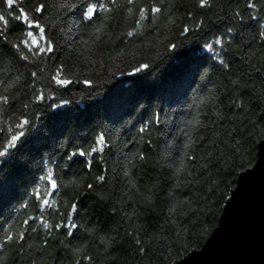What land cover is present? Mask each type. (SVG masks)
<instances>
[{
  "label": "trees",
  "instance_id": "obj_1",
  "mask_svg": "<svg viewBox=\"0 0 264 264\" xmlns=\"http://www.w3.org/2000/svg\"><path fill=\"white\" fill-rule=\"evenodd\" d=\"M90 4L107 10L87 21ZM20 9L55 51L14 48L40 40L17 19L0 40V264H173L201 248L264 136V0H0ZM100 134L92 168L68 159ZM71 204L79 228H56Z\"/></svg>",
  "mask_w": 264,
  "mask_h": 264
},
{
  "label": "water",
  "instance_id": "obj_2",
  "mask_svg": "<svg viewBox=\"0 0 264 264\" xmlns=\"http://www.w3.org/2000/svg\"><path fill=\"white\" fill-rule=\"evenodd\" d=\"M173 264H264V136L203 246Z\"/></svg>",
  "mask_w": 264,
  "mask_h": 264
},
{
  "label": "snow or ice",
  "instance_id": "obj_3",
  "mask_svg": "<svg viewBox=\"0 0 264 264\" xmlns=\"http://www.w3.org/2000/svg\"><path fill=\"white\" fill-rule=\"evenodd\" d=\"M129 3H133L134 0H128ZM3 3L6 4L7 9L12 10L14 9L18 3L19 0H3ZM209 4V0H200V6L201 7H205ZM250 7H255V3H252L249 5ZM46 3H40L35 9V13H39V14H43L44 11L46 10ZM101 10H107L105 9V6L103 4H90L85 12H84V19H86L87 21H93V19L97 16V14L101 11ZM161 12V8L159 7H152L150 9H140L139 10V15H140V20H144L148 17L149 13H160ZM10 19H17V20H21L22 22H25L28 27L32 28L35 27L39 30L38 34L40 36V40H37L36 35H34L32 32H29L28 35L31 37V40H24V41H20L19 43L13 45L14 48H16L18 51L21 50V45H23L24 47H26L28 49V51H32L33 50V46H36L38 48V52L39 53H52L55 51V45L54 43L47 37L46 35V29L43 25L39 24L37 22V20L33 19L31 16H29V14L27 12H25L23 9L19 10V15L17 16H13L11 11L8 12H0V40H6V31L10 22ZM97 31H99V29H97ZM185 32L190 31V29L185 28L184 29ZM232 30L229 29V32H231ZM129 36L132 35V33H128ZM261 36L264 37V33H261ZM44 42V46H40L41 42ZM216 44L220 45L223 43L222 39H216L215 41ZM207 47L211 48L212 45H208ZM23 59L27 60L28 56L24 55ZM221 63H223V61H221ZM148 65H141V68H138L137 71H140L142 68H147ZM225 67H227V65H225ZM36 74L33 73V76H35ZM53 80L60 85L61 87L67 86L70 83H72V81L68 80V79H64L63 78V67L57 69V74L56 76L53 77ZM85 84L90 83L89 81H84ZM42 96H38L37 99H42ZM0 101H2L3 103H7L8 102V98L7 97H0ZM29 122L27 120H24L20 125H18V127L23 128L25 125H27ZM24 136V132L21 131L18 135H13L11 137V140L9 141V147H14L16 145V142L18 140H20L21 137ZM107 146V142H106V138L103 134L98 135L96 141H95V145L90 149V150H81V149H77L76 151L72 152L68 159L71 160L73 156L79 155L82 157H85V165L88 168H92L93 167V153H102L105 149V147ZM5 152H0V156H4L6 154ZM179 171V169H178ZM127 174V173H126ZM45 179H47L50 182V189L51 192L48 194L49 197H51L52 195H54L56 193V191L58 190V188L60 187V183L54 178V174L49 171L47 177H45ZM98 181H104L105 180V176L104 175H100L96 178ZM93 185H88V188H92ZM38 195H40L38 193ZM42 203L51 208L55 206V200H52L50 198H42ZM70 211L67 213V220L64 224H57L55 225L56 228H61L64 227L66 229H78L79 225H77L75 222H72V217L78 213L79 208L76 204H71L70 206ZM25 223H28V221H25ZM45 228H51L53 227L52 225L48 224L47 221L44 222L43 225ZM74 233L72 231L68 232V235H73ZM20 239H23V234H20L19 236ZM13 236L12 235H8L5 240H12ZM136 243L139 245L141 244V240L137 239ZM0 247H3V244L0 243ZM141 252H144V248H140ZM90 259V258H89Z\"/></svg>",
  "mask_w": 264,
  "mask_h": 264
}]
</instances>
